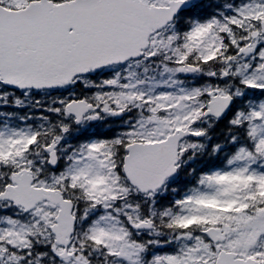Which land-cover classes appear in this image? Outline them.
Masks as SVG:
<instances>
[{
	"label": "snow or ice",
	"instance_id": "1",
	"mask_svg": "<svg viewBox=\"0 0 264 264\" xmlns=\"http://www.w3.org/2000/svg\"><path fill=\"white\" fill-rule=\"evenodd\" d=\"M0 264H264V0H0Z\"/></svg>",
	"mask_w": 264,
	"mask_h": 264
}]
</instances>
